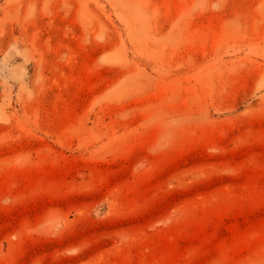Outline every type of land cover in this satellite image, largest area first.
I'll return each mask as SVG.
<instances>
[{
  "label": "rangeland",
  "instance_id": "374dc122",
  "mask_svg": "<svg viewBox=\"0 0 264 264\" xmlns=\"http://www.w3.org/2000/svg\"><path fill=\"white\" fill-rule=\"evenodd\" d=\"M0 264H264V0H0Z\"/></svg>",
  "mask_w": 264,
  "mask_h": 264
}]
</instances>
